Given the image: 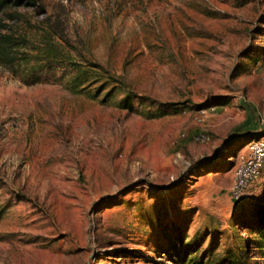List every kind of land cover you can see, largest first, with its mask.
Listing matches in <instances>:
<instances>
[{"label":"rangeland","instance_id":"obj_1","mask_svg":"<svg viewBox=\"0 0 264 264\" xmlns=\"http://www.w3.org/2000/svg\"><path fill=\"white\" fill-rule=\"evenodd\" d=\"M35 1L0 29L95 66L74 93L0 64V264H264L224 147L264 137V0Z\"/></svg>","mask_w":264,"mask_h":264},{"label":"trees","instance_id":"obj_2","mask_svg":"<svg viewBox=\"0 0 264 264\" xmlns=\"http://www.w3.org/2000/svg\"><path fill=\"white\" fill-rule=\"evenodd\" d=\"M22 4L36 5L35 0H0V12L12 6ZM48 24H55L51 17L47 19ZM5 26V25H2ZM0 64L5 66L10 73L25 85H34L39 83H61L63 86L74 93L83 91L91 82L93 74V64H80L67 57L56 43L52 40H45L43 43H35L24 35L15 36L11 32H3L0 29ZM206 105H193L192 103H176L175 111L181 112L185 109L200 108ZM260 133L245 132L243 134H233L225 140L224 147L228 150V156H234L249 141L259 138ZM233 145V149H231ZM216 161V157H210L201 164H210ZM228 164L229 161L224 158ZM179 185V181L174 183ZM239 209L254 208L256 212V221L260 230L264 232V207H261L251 197L242 202H233ZM181 240L179 244H183ZM194 242L184 244V250L187 253L188 247ZM188 255V254H187ZM186 264H204L202 260L188 259ZM224 264H235L225 262Z\"/></svg>","mask_w":264,"mask_h":264},{"label":"built area","instance_id":"obj_3","mask_svg":"<svg viewBox=\"0 0 264 264\" xmlns=\"http://www.w3.org/2000/svg\"><path fill=\"white\" fill-rule=\"evenodd\" d=\"M214 106L201 108L199 111L213 110ZM184 111V110H183ZM195 142L209 140L206 133L198 132L190 135L182 134ZM264 174V137L255 138L245 144L237 153L233 170L232 182L228 193L233 202H242L254 195L256 186Z\"/></svg>","mask_w":264,"mask_h":264},{"label":"crops","instance_id":"obj_4","mask_svg":"<svg viewBox=\"0 0 264 264\" xmlns=\"http://www.w3.org/2000/svg\"><path fill=\"white\" fill-rule=\"evenodd\" d=\"M231 185V184H230ZM229 189V188H228ZM227 196L229 198V200L233 203V201L230 199L229 193L227 192Z\"/></svg>","mask_w":264,"mask_h":264}]
</instances>
